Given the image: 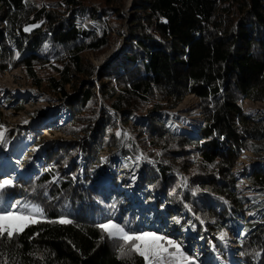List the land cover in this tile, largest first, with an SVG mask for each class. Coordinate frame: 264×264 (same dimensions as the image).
Segmentation results:
<instances>
[{
  "label": "trees",
  "instance_id": "obj_1",
  "mask_svg": "<svg viewBox=\"0 0 264 264\" xmlns=\"http://www.w3.org/2000/svg\"><path fill=\"white\" fill-rule=\"evenodd\" d=\"M126 1L0 0V76L21 68L30 86L64 101L68 116L54 130L76 138L48 149L31 179L5 191L13 203L40 206L43 218L0 241V264H130L97 225L112 220L137 232L160 230L156 211L164 205L169 223L201 241L245 220L250 200L238 197L233 170L247 152L264 156V114L243 108L264 103V0H133L128 14ZM123 25L125 52L100 70L89 56L111 49L125 36ZM192 95L204 116L196 137L156 115ZM132 119H146L137 144L118 125ZM110 149V159L139 174L146 211L120 194L134 185L117 173L114 192L95 190L101 153ZM247 180L263 195V208L264 170ZM259 212L260 222L243 227L238 264H264V208ZM60 217L73 222L61 224Z\"/></svg>",
  "mask_w": 264,
  "mask_h": 264
},
{
  "label": "rangeland",
  "instance_id": "obj_2",
  "mask_svg": "<svg viewBox=\"0 0 264 264\" xmlns=\"http://www.w3.org/2000/svg\"><path fill=\"white\" fill-rule=\"evenodd\" d=\"M43 1L45 2L46 0ZM132 1L133 0L126 1V6L123 9L126 14L129 13V10H131L133 6ZM109 24L112 30L116 29L114 24ZM121 28L125 36L120 37V39L112 45L111 49L99 56H89L90 61L100 70L108 69V67L117 62L125 52L124 45L128 33L124 25ZM0 81L3 82L0 85V124L7 128L6 139L11 136L5 149V143L0 144V164L3 163L4 159L11 158L13 160V167H24L26 172H24L25 174H23V176H28L27 173L29 169L33 170L38 163H43L48 149H59L60 147L71 145L73 141H76V138L54 130L58 126H62L68 116L67 108L63 104L64 101L30 86L23 69L18 68L3 74L0 76ZM247 104H250L248 110L245 108ZM101 106L104 107L103 100H101ZM179 106L172 110H165L163 113L158 112L156 115L160 116L163 120L171 122L176 132L181 135L188 136L187 130L185 129L195 128L198 124L197 126L199 129L196 133L198 135L202 123L204 122L200 100L197 97L192 99L191 109L189 108L183 112L176 113ZM243 108L246 114L253 117L264 114V103L262 102L246 101ZM25 120L28 122L24 123ZM101 120L102 118H100V122ZM145 120L146 119H132L127 125H123L121 121H118V125L124 134H127L124 136L137 144L139 137H141L138 125L145 123ZM95 131L96 128H94L92 132ZM114 152V149H110L101 153V165L98 166V168L102 175L100 174V177L96 180L97 182L94 185L95 189L98 191L102 190L105 194L114 192L115 190L112 186L111 179L112 173H117L120 180L134 185L131 189H121L120 194L125 196V194L128 193L126 196H129V199H134V201L130 203V207L138 209L139 212L146 211L148 207L144 204L145 200L142 196V191L137 189L139 185V174H136L131 168H125L119 159H110ZM80 157L81 155L77 154L74 161L79 162ZM240 160H243L242 164ZM240 160L233 170V175L237 182L236 191L238 197H243L250 200V202L244 206L245 220L237 221L234 230L221 231L228 233L226 243L219 239L221 232L207 237L206 240H202L199 243H193L192 237L190 235H185L184 231L179 228L180 224L169 223L168 217L164 216L166 215V205H164V208H162L160 212L156 211V214H161L162 218V228L160 230L163 232L167 231L166 233L170 236L168 238L177 241L181 245L183 251L190 256L195 263H197L196 259L200 255L198 252H200L201 254L206 253L205 259L207 258V261L212 259L214 264H238L240 259L239 238L243 235V227L245 224L260 222L259 211L264 208V206L263 208L260 206L263 195H259L258 190L250 186L247 177L255 169L264 170V156H257L251 152H247ZM68 168L69 166H65V169ZM9 173L15 174L13 169L10 170ZM18 205L20 207L23 206L21 203H13V200H7L2 207H0V211L9 208H11V210H17ZM252 207L255 208L253 209ZM29 210L31 211L30 208ZM151 210L154 211L153 209ZM152 228L155 227L152 226ZM160 230L147 232H156L159 235L166 236V234L161 233ZM192 234L195 235L193 232ZM181 238L183 240L187 239L188 242L183 243ZM184 244L188 245L187 249H184ZM235 244L237 247L231 248V246ZM203 264L206 263L203 262Z\"/></svg>",
  "mask_w": 264,
  "mask_h": 264
},
{
  "label": "snow or ice",
  "instance_id": "obj_3",
  "mask_svg": "<svg viewBox=\"0 0 264 264\" xmlns=\"http://www.w3.org/2000/svg\"><path fill=\"white\" fill-rule=\"evenodd\" d=\"M25 2L27 3V0ZM41 6L36 5V7ZM37 26L33 25V27ZM24 31L28 32L30 28L25 26ZM16 57H19V52L16 53ZM27 122V120L24 121V123ZM6 133L7 128L0 124V144L6 143ZM116 135L118 137L121 136V132L118 131ZM157 155H161V153H157ZM142 158V154L137 157L138 160ZM182 182L183 186L187 187L186 178H182ZM9 186H14L13 181L8 178L2 179V182H0V207L11 196L10 191L8 192V197L5 196V191ZM195 191H199V189L197 188ZM29 208L31 211H25V209ZM41 218H43V209L38 205L24 204L22 207L18 205L17 210L9 208L0 211V241L7 239L10 242L14 239V234L19 235L28 224H35ZM58 222L71 224L73 221L60 217ZM97 227L102 230V233L106 234L108 240L116 242L117 258L130 262V264H135L136 257L141 258L140 264H195V261L183 251L177 241L169 239L165 235H159L156 232H137L126 228L120 222L112 220L100 223ZM227 237V232H221L219 235V239L225 243L227 242ZM104 239L105 236L101 235V240ZM5 264H7L6 261Z\"/></svg>",
  "mask_w": 264,
  "mask_h": 264
},
{
  "label": "bare ground",
  "instance_id": "obj_4",
  "mask_svg": "<svg viewBox=\"0 0 264 264\" xmlns=\"http://www.w3.org/2000/svg\"><path fill=\"white\" fill-rule=\"evenodd\" d=\"M3 82L2 81H0V85L2 84ZM194 98H196L194 95H192V96H188L185 100H184V102L179 106V108L176 110V113H180V112H183V111H185V110H187V109H191L192 108V99H194ZM248 102H250V101H248ZM245 108H246V110H248L249 108H250V104H247L246 106H245ZM249 112V111H248ZM198 125V124H197ZM196 125V127L195 128H190V129H185V130H187V133H188V136H190V137H194V136H196L197 134V130L199 129L198 128V126ZM249 154V153H248ZM13 160L11 159V158H7V159H4V161H3V163L1 164V168L2 169H5V171L7 170H10V169H13V171H14V177H19V178H22V176H23V174H25L24 172H26V170L24 169V168H14L13 167ZM240 163L242 164L243 163V160H240ZM8 172H10V171H8ZM184 242H188V240L187 239H184ZM237 247V245L235 244V245H233V246H231V248H236ZM216 264V263H215Z\"/></svg>",
  "mask_w": 264,
  "mask_h": 264
}]
</instances>
